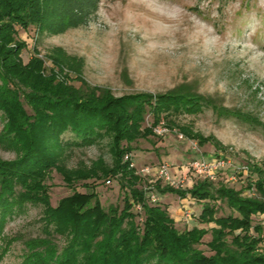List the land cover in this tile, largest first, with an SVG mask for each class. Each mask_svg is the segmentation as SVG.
<instances>
[{"label": "trees", "instance_id": "trees-1", "mask_svg": "<svg viewBox=\"0 0 264 264\" xmlns=\"http://www.w3.org/2000/svg\"><path fill=\"white\" fill-rule=\"evenodd\" d=\"M99 2L0 0V110L4 116L0 146L15 153L13 159L0 158V258L10 242L3 232L7 220L30 203L43 207V235L24 241L19 264H264L263 226L253 223L264 214V161H247L242 172L224 165L215 179L191 176L179 189L154 182L155 193L188 196L197 205L192 225L180 230L163 203L148 200V179L135 172L130 158L124 159L136 150L132 142L154 135L152 128L160 122L199 146L209 142L216 150L222 148L215 137H204L176 122L173 117L179 114L211 108L217 117L234 116L253 124L256 120L217 105L184 84L163 93L114 96L107 88L89 85L61 51L47 58L58 69L67 66L75 76L60 77L54 69L45 73L35 48L23 61L21 52L27 45L16 36V26L58 33L85 24ZM147 116L151 122L145 125ZM65 131L72 132L74 139L64 141ZM105 136L113 166L100 174L65 169L62 154L67 146H88ZM53 168L70 186L90 176L106 178V183L115 178L123 195L122 207L104 208L96 192L76 190L51 205L46 178ZM226 172L244 176L245 185L236 188L224 183L220 175ZM223 207L229 211L217 216ZM210 223L213 226L208 227ZM207 233L209 255L195 246ZM54 235L63 238L60 247Z\"/></svg>", "mask_w": 264, "mask_h": 264}, {"label": "rangeland", "instance_id": "rangeland-1", "mask_svg": "<svg viewBox=\"0 0 264 264\" xmlns=\"http://www.w3.org/2000/svg\"><path fill=\"white\" fill-rule=\"evenodd\" d=\"M16 29V36L27 45L21 52L23 61L35 48L44 61L45 73L54 69L60 77L75 76L67 66L58 69L47 58L61 51L89 85L107 88L114 96L163 93L184 84L205 99L257 122L217 117L211 108L179 114L173 117L176 122L204 137H215L222 148L216 150L209 142L199 146L195 140L180 139L176 130L170 129L164 136L154 134L132 142L136 147L131 152L132 160L138 169L161 162L175 169L184 168L190 159L200 155L222 157L225 165L239 172L247 161H264V0H100L95 14L78 27L58 33H40L35 26ZM71 83L79 85L76 80ZM3 122L0 110V129ZM150 122L147 116L144 124ZM62 138L71 141L74 135L65 131ZM14 156L13 151L0 146L1 159ZM62 161L66 170L82 171L78 173L95 170L100 174L114 164L107 136L88 146H67ZM174 172L173 168L172 176ZM220 177L236 188L246 181L244 176L227 172ZM46 184L53 206L74 190L96 192L104 208L123 204L115 178L106 183V178L90 176L70 186L53 168ZM156 195L157 203L167 207L180 230L192 225V220L179 214L180 206L182 211H191V217L197 214L198 207L190 197L179 203L175 194ZM228 211L223 207L217 216ZM42 215L41 205L27 203L7 220L3 232L10 242L0 264L20 263L24 241L43 235ZM255 222L263 226L264 237V214ZM209 239L207 233L195 245L207 255L212 253L206 245ZM54 240L59 247L63 244L58 235Z\"/></svg>", "mask_w": 264, "mask_h": 264}, {"label": "built area", "instance_id": "built-area-1", "mask_svg": "<svg viewBox=\"0 0 264 264\" xmlns=\"http://www.w3.org/2000/svg\"><path fill=\"white\" fill-rule=\"evenodd\" d=\"M152 129L153 133L160 137L166 135L170 131V129L163 122L158 123ZM176 133L180 139H186V137L182 133L178 131H176ZM129 158L131 159L130 166L135 168V172L148 179V185L145 186V189L148 195V200L151 203H156L158 201V196L156 195L154 190H152L153 183L157 180L161 181L163 184L179 189L185 187L188 179L191 176L215 179L217 170L225 165V160L222 157L209 158L200 155L199 157L190 159L185 164L184 168L177 167V170L180 171V175L177 178L175 176H172L171 174V170L173 168L174 170H176L175 167L166 162H161L156 165H144L140 169H138L136 167V164L132 160V155L125 154L124 159ZM135 208L137 210H140L139 205H136ZM191 214V211L187 209L182 211V216L186 220L191 218Z\"/></svg>", "mask_w": 264, "mask_h": 264}, {"label": "crops", "instance_id": "crops-1", "mask_svg": "<svg viewBox=\"0 0 264 264\" xmlns=\"http://www.w3.org/2000/svg\"><path fill=\"white\" fill-rule=\"evenodd\" d=\"M174 173H175V174H174L175 177H179V175H180V171H179V170L176 169ZM165 194H168V193H165ZM177 197H178V196H177ZM184 200H186V198H182V199H181V198L178 197V201H179V203H180V202H184ZM181 212H182V209H181V206H180V208H179V214H180L181 217H182V213H181Z\"/></svg>", "mask_w": 264, "mask_h": 264}]
</instances>
